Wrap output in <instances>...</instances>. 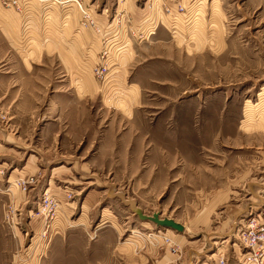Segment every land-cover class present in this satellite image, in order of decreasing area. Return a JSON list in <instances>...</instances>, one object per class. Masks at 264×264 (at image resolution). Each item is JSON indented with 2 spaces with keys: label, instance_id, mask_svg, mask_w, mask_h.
Returning a JSON list of instances; mask_svg holds the SVG:
<instances>
[{
  "label": "rangeland",
  "instance_id": "obj_1",
  "mask_svg": "<svg viewBox=\"0 0 264 264\" xmlns=\"http://www.w3.org/2000/svg\"><path fill=\"white\" fill-rule=\"evenodd\" d=\"M125 3L152 34L108 98L0 4V264H235L237 233H264V0Z\"/></svg>",
  "mask_w": 264,
  "mask_h": 264
},
{
  "label": "crops",
  "instance_id": "obj_2",
  "mask_svg": "<svg viewBox=\"0 0 264 264\" xmlns=\"http://www.w3.org/2000/svg\"><path fill=\"white\" fill-rule=\"evenodd\" d=\"M123 4H126L125 0ZM123 4L115 3L117 5L115 14L121 11L124 12L126 14V23L132 26H138L140 22L141 28L148 26L142 24L146 16L137 19L134 15L135 11L131 12V10H126L127 7L126 9L120 8L124 6ZM87 6L97 25L104 32H107L110 37L107 45L110 52L109 58L107 59L110 69L108 75L102 82L97 81L91 73V69L96 64L101 49L104 46L102 39L91 29H85L79 26L80 13L74 6L41 5L36 2L28 3L21 14L15 12L18 16L20 26L18 39L20 41L22 39L25 44H30L37 40L41 47H47L49 45H52L53 48L55 47L56 52H59L57 55L59 56L60 54L66 58L65 68L69 72H72V78L69 77L68 82L76 90L77 95L85 98L101 95V98H108L114 90L116 91L118 87H121L123 73H121L122 67L120 62L124 58L127 59V57H130L134 43L124 44L121 28H116L114 24L113 18L115 15H111L105 9L97 11L96 7L89 6L88 4ZM5 11L12 12L11 9ZM140 11L144 13V9ZM5 16V13L0 12V30L12 32L14 33L13 37H15L17 25H15V21L13 24L11 20L8 23ZM35 27H37V30ZM13 51L16 52L15 47H13ZM130 60H132V57L127 60L126 65L123 66V70L129 66ZM124 93L129 95L131 91H124ZM90 197L95 198V196ZM103 224L98 225L97 228ZM167 233H170V231H167ZM235 253L238 255V252L235 251ZM213 257L212 264L217 260V254ZM229 264H233V262Z\"/></svg>",
  "mask_w": 264,
  "mask_h": 264
},
{
  "label": "built area",
  "instance_id": "obj_3",
  "mask_svg": "<svg viewBox=\"0 0 264 264\" xmlns=\"http://www.w3.org/2000/svg\"><path fill=\"white\" fill-rule=\"evenodd\" d=\"M36 2L41 5L51 4L57 6H74L80 13L79 26L81 28L91 29L98 37L100 36L103 42V47L98 56L96 64L92 67L91 73L93 77L102 82L109 72V64L107 59L110 52L108 43L110 37L107 32H104L96 23L92 17L90 9L84 0H0L1 7L4 9H12L16 13L21 14L24 7L30 3ZM123 0H117V3H122ZM184 8L180 4H176V9L164 8V14L168 18H174L175 13L182 14ZM126 14L124 12L116 13L113 20L116 28H121L123 34L124 44L128 45L131 41H144L148 36L152 34L151 29L152 19L147 15L142 24L148 25L147 27H140L135 29L131 24L126 23ZM123 44V46H124ZM122 46V47H123ZM18 185H22L18 182ZM24 185V183H23ZM264 215V208H263ZM260 218L252 219V222L244 227V230L237 233V251L238 255L234 253L235 264H264V233H260L263 230L262 224L259 222ZM214 264H229V260L224 255H218Z\"/></svg>",
  "mask_w": 264,
  "mask_h": 264
},
{
  "label": "water",
  "instance_id": "obj_4",
  "mask_svg": "<svg viewBox=\"0 0 264 264\" xmlns=\"http://www.w3.org/2000/svg\"><path fill=\"white\" fill-rule=\"evenodd\" d=\"M153 220H154L157 224L161 225V226L164 227V228L171 229V230H173V231H175V232H178V233H180V232L183 231V230H182V227L179 226L177 223H175V222L172 221V220H169V219L159 220V219L157 218V215H154V216H153Z\"/></svg>",
  "mask_w": 264,
  "mask_h": 264
}]
</instances>
